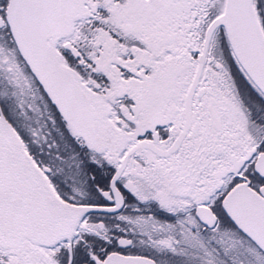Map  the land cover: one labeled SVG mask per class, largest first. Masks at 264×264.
Listing matches in <instances>:
<instances>
[{
    "label": "snow or ice",
    "instance_id": "snow-or-ice-1",
    "mask_svg": "<svg viewBox=\"0 0 264 264\" xmlns=\"http://www.w3.org/2000/svg\"><path fill=\"white\" fill-rule=\"evenodd\" d=\"M0 264H264V0H0Z\"/></svg>",
    "mask_w": 264,
    "mask_h": 264
},
{
    "label": "flooded vegetation",
    "instance_id": "flooded-vegetation-1",
    "mask_svg": "<svg viewBox=\"0 0 264 264\" xmlns=\"http://www.w3.org/2000/svg\"><path fill=\"white\" fill-rule=\"evenodd\" d=\"M160 219H164V217H159Z\"/></svg>",
    "mask_w": 264,
    "mask_h": 264
}]
</instances>
